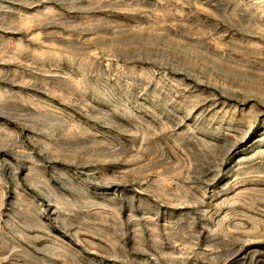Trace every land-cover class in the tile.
I'll return each mask as SVG.
<instances>
[{
	"label": "rangeland",
	"instance_id": "rangeland-1",
	"mask_svg": "<svg viewBox=\"0 0 264 264\" xmlns=\"http://www.w3.org/2000/svg\"><path fill=\"white\" fill-rule=\"evenodd\" d=\"M0 264H264V0H0Z\"/></svg>",
	"mask_w": 264,
	"mask_h": 264
}]
</instances>
